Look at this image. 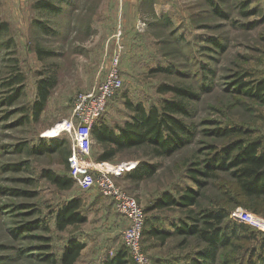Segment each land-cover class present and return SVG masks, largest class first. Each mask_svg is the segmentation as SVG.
Instances as JSON below:
<instances>
[{"label":"rangeland","instance_id":"obj_1","mask_svg":"<svg viewBox=\"0 0 264 264\" xmlns=\"http://www.w3.org/2000/svg\"><path fill=\"white\" fill-rule=\"evenodd\" d=\"M39 1L0 0V23L8 25L0 36V80L13 68L25 75L23 96L15 105L0 108V264H49L43 254L60 258L72 236L87 243L77 264H103L123 248L127 223L113 202L75 180L70 189L58 188L43 171L70 176L67 158L60 153L31 156L26 150L54 137L66 139L72 150L69 129L75 125V99L106 78L117 50H121L124 86L104 114L112 127L131 119L127 101L149 109L166 99H183L174 90L160 92L163 86L195 93L193 99L184 98L194 112L186 118L197 131L192 144L166 158L154 157L142 147L122 151L108 161L127 168L118 184L145 207L150 228L172 233L165 242L144 239L154 264H160L156 256L163 257L161 264H190L206 246L194 236L176 232L181 221L189 223L191 210L225 209L231 227L239 207L264 219L245 206L227 173L219 179L199 175L204 186L190 176L191 168L204 167L211 145L220 147L227 141L206 129L237 126L264 140V103L233 89L242 77L254 84L264 82V0H42L61 7L59 14L38 8ZM248 11L251 15L245 17L243 12ZM253 22L257 23L250 27ZM40 24L51 31L45 32ZM38 48L53 54L41 59ZM52 73L58 83L40 120L28 116L22 124L36 100L38 80ZM6 111L10 118H5ZM109 147L94 138L89 158L98 170L104 168L97 159ZM155 163L162 166L153 177L128 178L136 166ZM189 189L199 193L196 206L153 208L164 195L178 197ZM76 197L82 199L81 211L88 222L58 230L55 212ZM245 224L251 230L233 237L236 246L223 250L218 264H248L252 251L259 252L264 229ZM159 246L163 251L157 250ZM254 262L262 264L256 255Z\"/></svg>","mask_w":264,"mask_h":264},{"label":"trees","instance_id":"obj_2","mask_svg":"<svg viewBox=\"0 0 264 264\" xmlns=\"http://www.w3.org/2000/svg\"><path fill=\"white\" fill-rule=\"evenodd\" d=\"M62 2H67V0H61ZM245 4L247 2L242 4V6H247ZM37 7L55 14H59L62 11L61 7L50 1L40 0L37 3ZM219 13L222 16L226 15L221 11ZM243 15L245 17L250 16L251 11L243 12ZM256 23H251L250 27ZM40 27L47 33L51 31L44 24H40ZM7 30L8 25L3 22L0 23V36ZM37 53L41 59L53 54L52 51H45L41 48H38ZM57 83V77L53 73L44 74L38 80L36 100L31 107L30 114H26V117L21 120L22 124L29 119L28 116H31L32 120H40L48 105L51 92ZM24 84L25 75L19 68H13L7 77L0 80V90H2L0 91V97L2 96L0 108L2 106L15 105L24 94ZM233 89L237 93L264 103V82L254 84L242 77L236 80ZM170 90L177 92L178 96L183 99H166L160 106H151L149 109L141 103L134 104L131 101H127V105L132 111V116L131 120L126 121L123 128H120L119 133H116L115 127L105 122L104 115L98 119L93 127V137L98 143L107 144L110 147L99 155L97 161H110L122 151L142 147L149 148L154 157L166 158L192 144L197 131L195 124L186 118H192L194 112L184 98L193 99L195 93L185 87L163 86L159 89L160 92ZM4 116L5 118H10L11 112L6 111ZM205 132L222 137L227 141L220 147L211 145L212 152L209 153V156L203 162L204 167L202 169L191 168L190 176L201 186H204L205 181H201L198 178L199 175L208 179H219L221 173H227L234 181L236 193L243 199L245 206L252 210L253 213L264 217V140L253 138V130L237 126L216 127L214 130L206 129ZM26 150L31 156L60 153L67 160L72 153V150H69L66 139L60 137H54L49 142H43L38 147ZM161 166V163L136 166L128 173V178L133 181L151 178ZM43 176L61 189H70L75 183L71 175H60L51 169H44ZM198 202L199 193L189 189L187 193L178 197L164 195L153 208L173 206L190 208L196 206ZM82 205V199L76 197L60 206L55 212L57 229L64 231L70 226L88 222V216L81 211ZM187 217L190 220L189 223L181 221L182 224L176 228V232L186 237L194 236L198 241L206 244L204 248L198 251V256H195L190 264H218L221 252L236 246L233 237L238 232L246 233L251 230L250 227L240 221L235 220L234 222L236 223H232V227L227 224L226 219L229 215L225 209L191 210ZM41 225L46 228L45 224L42 223ZM15 234L19 236L18 233ZM146 234L155 236L163 242L172 235V233L158 228H151L147 231V222L144 239ZM250 234L253 238H257L254 231H250ZM86 246V243L80 238L72 236L68 239L60 258L50 253H44L42 259L49 264H77ZM259 249V252L257 249L252 251V258L248 264H255V255L264 264V237L260 242ZM103 264L134 263L128 249L123 245V248L118 249L113 256H108Z\"/></svg>","mask_w":264,"mask_h":264},{"label":"built area","instance_id":"obj_3","mask_svg":"<svg viewBox=\"0 0 264 264\" xmlns=\"http://www.w3.org/2000/svg\"><path fill=\"white\" fill-rule=\"evenodd\" d=\"M120 63L121 50H117L113 55L106 78L94 88L80 92L75 99L76 126L69 129L74 139L72 153L68 159L70 175L83 189H98L102 196L113 202L116 211L128 221L122 237L133 263L154 264L144 247V231L147 222L145 207L115 180V177L123 176L127 168L116 165L109 169L98 170L89 158L94 143L93 127L105 114L111 99L124 86ZM233 216L237 221L264 229L263 218L240 207L234 211Z\"/></svg>","mask_w":264,"mask_h":264},{"label":"crops","instance_id":"obj_4","mask_svg":"<svg viewBox=\"0 0 264 264\" xmlns=\"http://www.w3.org/2000/svg\"><path fill=\"white\" fill-rule=\"evenodd\" d=\"M105 116H103V118H104ZM102 118V119H103ZM105 120V119H104ZM129 120H131V119H128V120H126V121H129ZM126 121L122 124V125H119L118 126V128H114L115 129V131H116V133H119V131H120V128H123V126H124V124L126 123ZM105 122L106 123H108V121H106L105 120ZM108 124H110V123H108ZM99 163V165H100V167H102V168H104V169H109V168H111L112 166H113V164H111L110 162H108V161H102V162H98ZM119 177H115V180H116V182L118 183V181H117V179H118ZM123 218V217H122ZM123 220H125V222L127 223V225H128V221L125 219V218H123ZM149 228H150V226L148 225V223H147V231L149 230ZM153 228H155V229H157V227H153ZM166 228H168V227H166ZM151 229V228H150ZM158 229H160V228H158ZM163 230V229H162ZM167 230H169V229H165V231H167ZM150 237H155V236H151V235H149V234H146L145 235V239L146 238H150ZM87 244V243H86ZM144 247H145V245H144ZM145 250H146V247H145ZM157 250H159V251H163L162 250V247H157ZM146 252H147V250H146ZM153 252V251H152ZM148 254V253H147ZM149 255V254H148ZM150 256V255H149ZM156 257H158L159 258V260H160V264L162 263V261L161 260H163V257H160V256H156ZM155 257V258H156ZM164 264H166V263H164Z\"/></svg>","mask_w":264,"mask_h":264}]
</instances>
